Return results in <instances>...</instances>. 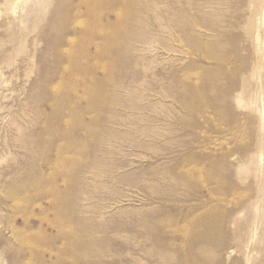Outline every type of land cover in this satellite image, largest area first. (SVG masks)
I'll use <instances>...</instances> for the list:
<instances>
[{
	"label": "rangeland",
	"instance_id": "rangeland-1",
	"mask_svg": "<svg viewBox=\"0 0 264 264\" xmlns=\"http://www.w3.org/2000/svg\"><path fill=\"white\" fill-rule=\"evenodd\" d=\"M0 264H264V0H0Z\"/></svg>",
	"mask_w": 264,
	"mask_h": 264
}]
</instances>
